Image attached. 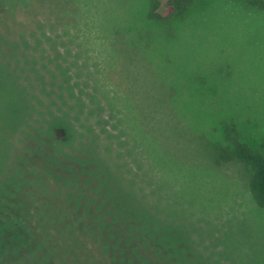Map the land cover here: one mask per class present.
<instances>
[{
  "label": "rangeland",
  "instance_id": "rangeland-1",
  "mask_svg": "<svg viewBox=\"0 0 264 264\" xmlns=\"http://www.w3.org/2000/svg\"><path fill=\"white\" fill-rule=\"evenodd\" d=\"M148 5L0 0V264H48L30 230H16L27 219L11 191L21 188L20 151L38 143L104 159L126 202L190 235L184 264H264L250 170L217 164L214 150L229 121L252 147L264 144V12L198 0L160 23ZM52 125L65 134L47 138Z\"/></svg>",
  "mask_w": 264,
  "mask_h": 264
},
{
  "label": "trees",
  "instance_id": "trees-1",
  "mask_svg": "<svg viewBox=\"0 0 264 264\" xmlns=\"http://www.w3.org/2000/svg\"><path fill=\"white\" fill-rule=\"evenodd\" d=\"M197 1L149 0L147 17L167 23L183 17ZM245 2L264 12V0ZM6 23L7 18L0 16V24ZM57 128L49 126L45 136L56 140L58 133L65 134ZM222 136V142L214 144L217 164L245 165L250 170V194L264 210V144L252 147L233 121L222 124ZM38 145L33 153L20 151L17 179L21 188L11 187V191L23 199L21 216L27 219L23 226L16 218V230H30V237L43 245L48 264L185 263L184 254L191 251L190 235L161 224L135 198L126 202L124 181L104 159L87 149L74 150L87 155H82L87 157L83 160L63 156L56 144ZM129 197L133 198L130 193ZM161 229L167 233L158 235Z\"/></svg>",
  "mask_w": 264,
  "mask_h": 264
}]
</instances>
